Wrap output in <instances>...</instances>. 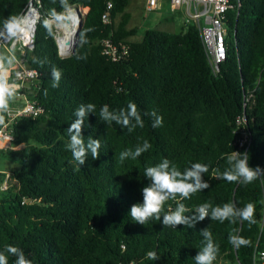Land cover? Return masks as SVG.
<instances>
[{
    "label": "trees",
    "instance_id": "1",
    "mask_svg": "<svg viewBox=\"0 0 264 264\" xmlns=\"http://www.w3.org/2000/svg\"><path fill=\"white\" fill-rule=\"evenodd\" d=\"M108 1L113 3L111 10ZM27 2L0 0V28ZM129 2L68 0L70 7L88 12L74 54L61 59L55 29L45 28L44 21L52 10H65L60 0H41L42 19L27 60L39 75L24 92L43 113L16 121L13 147L19 149L0 152L21 163L11 172L15 185L0 190V251L7 245L18 247L32 264H195L204 241L200 232L208 228L219 248L213 264H254L255 249L264 250V176L245 185L220 175L232 151L247 152L249 166L264 169V0H241L240 9L234 2L227 14L228 54L217 75L194 25L179 33L148 30L141 41H131L137 29L128 28ZM107 12L110 22L105 24L102 17ZM81 33L88 40L83 46ZM106 38L128 44L126 59L114 62L103 55L101 41ZM39 61H45L43 66ZM53 66L62 73L57 88L51 86ZM250 94L246 150L239 148L236 121ZM129 102L136 104L143 128L129 132L99 119L103 105L119 112ZM88 103L96 105V112L85 120L82 136L85 141L89 136L100 139V157L92 160L88 153L80 166L66 150V129L76 119L78 106ZM153 111L163 117L162 126L152 127ZM144 140L151 144L148 151L120 162L122 151ZM165 158L180 171L193 163L206 165L209 171L203 181L209 188L190 199L168 200L161 221L153 217L144 225L135 223L129 215L131 206L143 203L142 189L150 183L144 170ZM2 181L0 176V185ZM208 202L213 207L234 203L237 208L253 203L255 223L239 219L221 223L208 217L194 228L163 226V215L177 204L189 210L185 215H193ZM230 233L250 244L233 247ZM151 251L158 260L147 258ZM15 259L9 256V264Z\"/></svg>",
    "mask_w": 264,
    "mask_h": 264
},
{
    "label": "clouds",
    "instance_id": "2",
    "mask_svg": "<svg viewBox=\"0 0 264 264\" xmlns=\"http://www.w3.org/2000/svg\"><path fill=\"white\" fill-rule=\"evenodd\" d=\"M60 3L65 11L62 13L53 11L52 20L44 21L45 28L50 29L53 22L66 26V22L72 20L68 0H60ZM25 24V17L10 16L5 19L2 28H0V41H9L20 37L27 30ZM80 42L81 46L88 43L86 33H81ZM17 63V57L12 49L0 52V124L4 123V114L10 111V102L15 98L16 91L20 87L15 80H10V72ZM39 63L43 66L45 61H39ZM61 76V71L53 66L51 68V86L53 88L59 87ZM46 94L47 92H45ZM95 112V104H81L74 112L76 119L66 129L69 137L66 150L71 153L72 160L80 166L86 163L88 153L91 154L92 160H98L100 157V139H93L89 136L85 141L82 136L85 120ZM150 115L154 118L152 127L162 126V116L155 111L151 112ZM99 119L108 124L115 122L117 125L127 128L129 132H132L136 127H144V121L137 106L132 102L127 104L126 109L122 108L119 112L110 111L108 105H103L99 111ZM150 148L151 144L144 140L142 144H138L134 149L122 151L119 160L121 163L126 159L136 160ZM226 162L228 167L220 175V178L230 183L241 182L247 185L264 176V169L259 166L253 169L249 166V154L247 152L232 151L226 156ZM208 171V167L201 163H193L189 168L180 171L174 163L166 158L155 166L147 167L144 170V177L150 183L142 189L143 203L131 206L130 217L140 225H144L153 217L161 221L160 214L168 200H175L177 197L182 200L190 199L192 194L209 188V184L203 181V176ZM188 211L183 203L177 204L175 210L168 211L163 215V226L176 228V226L183 225L186 228H194L198 222H202L208 217L221 223L226 220L235 223L236 219L255 223V205L253 203H248L243 208H237L234 203H225L223 206L213 207L208 202L199 205L193 215H185ZM200 235L204 238V241L202 248L194 258L195 264H213L219 251L218 245L213 241L212 233L208 228L203 229ZM228 240L237 249L250 244L249 240L237 234L230 233ZM9 256L16 258L14 264H32V261L26 258L23 250L12 245H7L3 251H0V264H9ZM261 256H264V253H261ZM147 258L151 260L159 259L155 251L148 252Z\"/></svg>",
    "mask_w": 264,
    "mask_h": 264
},
{
    "label": "built area",
    "instance_id": "3",
    "mask_svg": "<svg viewBox=\"0 0 264 264\" xmlns=\"http://www.w3.org/2000/svg\"><path fill=\"white\" fill-rule=\"evenodd\" d=\"M146 10L154 11L160 0H143ZM172 9L184 8L188 20L185 26L194 25L200 35L204 46L208 62L212 73L217 75L220 65L226 60L228 54L227 14L237 3V8L241 7V0H167ZM72 20L66 22V26L58 25L55 22L51 26L55 29L54 39L57 45L58 55L61 59L71 57L76 49L78 41V28L81 19L86 15L85 8L81 6L70 7ZM113 8V3L108 1V10ZM26 18V31L20 37L9 41H0V52L12 49L17 57L18 63L10 72V80H15L20 87L16 91L15 98L10 102V111L5 115L3 124H0V141L4 142L7 148L14 143L13 126L21 118H36L43 113L42 107L34 100H31L24 92L25 89L34 85L38 77V72L27 66L28 57L34 52L35 38L38 24L42 19L41 0H28L26 6L18 15ZM46 20H52L49 14ZM103 23L110 22L109 12L102 17ZM102 53L114 62H119L129 55V46L124 42L115 43L106 38L101 41ZM253 94L245 98L244 114L237 118V132L241 135L238 138V145L241 149H248L249 137L244 129L247 121L246 111L250 105ZM250 108V107H249ZM248 108V109H249ZM3 181L0 186L1 191H6L12 182L11 173H1ZM263 251L255 249L253 255L254 264H264Z\"/></svg>",
    "mask_w": 264,
    "mask_h": 264
},
{
    "label": "rangeland",
    "instance_id": "4",
    "mask_svg": "<svg viewBox=\"0 0 264 264\" xmlns=\"http://www.w3.org/2000/svg\"><path fill=\"white\" fill-rule=\"evenodd\" d=\"M182 9L183 12H173L174 14H172L169 7L166 6L160 9V11L149 12L146 10L145 2L143 0H130L127 12L131 14L132 18L128 28L137 29V34L131 39V41H141L144 38L145 32L148 30L167 33L181 32L188 20L185 9ZM252 106L253 100L250 99L249 107L252 108ZM6 149L17 150L19 147H13L12 145L10 148ZM20 168L21 163L19 161L0 154V172L11 173L12 171H18ZM14 185L15 182L12 181V183H10V187Z\"/></svg>",
    "mask_w": 264,
    "mask_h": 264
},
{
    "label": "crops",
    "instance_id": "5",
    "mask_svg": "<svg viewBox=\"0 0 264 264\" xmlns=\"http://www.w3.org/2000/svg\"><path fill=\"white\" fill-rule=\"evenodd\" d=\"M145 2V1H144ZM169 7V9L171 10L172 14H174L173 12H179V11H182L183 9L180 8V9H172L170 3L167 1V0H160L159 3H158V6L157 8L154 10V11H160V9L164 8V7ZM86 12H88V8H85ZM153 11V12H154ZM152 12V11H151ZM183 12V11H182ZM87 14V13H86ZM184 14V13H183ZM184 28V27H183ZM182 28V29H183ZM7 148L6 144L2 141H0V152L5 150ZM10 148V147H9ZM7 150V149H6ZM1 173H5V172H0Z\"/></svg>",
    "mask_w": 264,
    "mask_h": 264
},
{
    "label": "water",
    "instance_id": "6",
    "mask_svg": "<svg viewBox=\"0 0 264 264\" xmlns=\"http://www.w3.org/2000/svg\"><path fill=\"white\" fill-rule=\"evenodd\" d=\"M53 11H55V10H52V11H51V14H52ZM82 26H83V19H81V21H80V25H79V28H78V33H79L80 30L82 29Z\"/></svg>",
    "mask_w": 264,
    "mask_h": 264
}]
</instances>
